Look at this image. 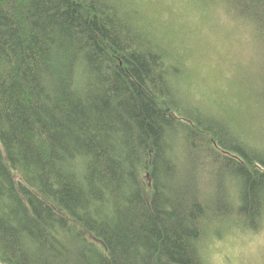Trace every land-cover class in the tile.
I'll list each match as a JSON object with an SVG mask.
<instances>
[{
    "label": "trees",
    "instance_id": "obj_1",
    "mask_svg": "<svg viewBox=\"0 0 264 264\" xmlns=\"http://www.w3.org/2000/svg\"><path fill=\"white\" fill-rule=\"evenodd\" d=\"M194 3L254 41L222 114L136 0H0V264H208L263 229L264 0Z\"/></svg>",
    "mask_w": 264,
    "mask_h": 264
},
{
    "label": "rangeland",
    "instance_id": "obj_2",
    "mask_svg": "<svg viewBox=\"0 0 264 264\" xmlns=\"http://www.w3.org/2000/svg\"><path fill=\"white\" fill-rule=\"evenodd\" d=\"M136 1L149 28L154 25L166 37L162 41L170 45V39L186 58L194 95L200 99L210 95L213 98L205 103L220 114L228 112L218 98L229 97L243 75L256 71L258 57L250 30L235 25L223 11L199 10L194 0ZM206 240L208 264H264V227L254 234L231 231L223 239Z\"/></svg>",
    "mask_w": 264,
    "mask_h": 264
}]
</instances>
